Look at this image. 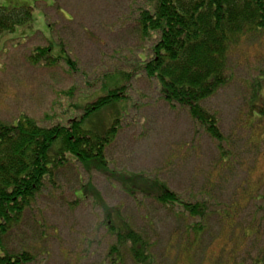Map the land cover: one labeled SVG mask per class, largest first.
Here are the masks:
<instances>
[{"label":"rangeland","instance_id":"obj_1","mask_svg":"<svg viewBox=\"0 0 264 264\" xmlns=\"http://www.w3.org/2000/svg\"><path fill=\"white\" fill-rule=\"evenodd\" d=\"M144 3L0 0L6 11L22 6L33 11L30 22L0 41V122L12 126L22 115L42 127L66 122L81 116L83 106L106 95L117 81L126 85V98L97 111L84 124L105 133L120 121L117 137L106 150L110 167L157 176L177 194L209 200L214 210L231 211L229 216L221 212L211 217L195 243V236L187 235L186 221L155 202L139 205L101 173L88 174L73 163L46 182L6 245L13 253L30 252L35 258L31 264H102L111 238L99 228L101 220L90 200L76 203L75 194L90 180L109 207L121 208L154 243L157 264L264 262V225L251 200L264 194V128H249L246 116L250 83L264 73V31L246 35L233 47L231 83L203 104L217 114L225 146L233 154L231 168L224 171L218 168L213 139L197 127L187 109L168 105L156 81L142 72L152 46L137 20ZM51 47L58 59L55 66L28 61L31 52ZM60 48L75 67L58 57Z\"/></svg>","mask_w":264,"mask_h":264},{"label":"trees","instance_id":"obj_2","mask_svg":"<svg viewBox=\"0 0 264 264\" xmlns=\"http://www.w3.org/2000/svg\"><path fill=\"white\" fill-rule=\"evenodd\" d=\"M138 10L142 36L152 42L151 52L142 65L139 63L142 72L156 81L168 105L187 109L197 127L213 139L219 152L218 168L226 171L232 166L233 154L225 146L217 114L210 113L203 104L231 83L229 59L233 47L246 35L264 31V0H145ZM32 12L25 6L9 11L0 7V41L4 34L14 33L30 22ZM58 57L75 67L61 48ZM27 59L34 66H55L58 61L52 47L36 49ZM125 86L115 81L106 95L83 106L81 116L49 127L25 115L12 126L0 122V264L34 262L28 251L11 252L7 239L21 226L46 182H52L59 169L73 163L88 174L93 170L101 173L139 205L144 200L155 202L186 221L187 235H194L195 243L201 241L211 217L223 213L229 216L231 211L214 210L209 200H191L177 194L157 176L110 167L106 150L117 137L120 121L105 133L88 130L84 124L97 111L126 98ZM249 89L247 124L249 128H264V73L250 83ZM55 146L52 156L50 151ZM79 190L76 203L90 200L101 220L99 228L112 241L102 264H157L154 243L122 215L121 208L109 207L90 180ZM252 197L264 225V194Z\"/></svg>","mask_w":264,"mask_h":264}]
</instances>
